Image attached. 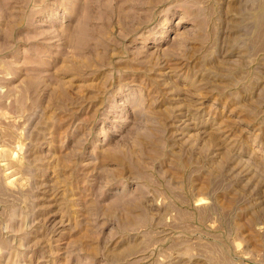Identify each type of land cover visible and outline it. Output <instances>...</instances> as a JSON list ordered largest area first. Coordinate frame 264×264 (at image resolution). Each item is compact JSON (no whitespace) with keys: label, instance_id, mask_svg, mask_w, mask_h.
Segmentation results:
<instances>
[{"label":"rangeland","instance_id":"374dc122","mask_svg":"<svg viewBox=\"0 0 264 264\" xmlns=\"http://www.w3.org/2000/svg\"><path fill=\"white\" fill-rule=\"evenodd\" d=\"M0 264H264V0H0Z\"/></svg>","mask_w":264,"mask_h":264}]
</instances>
